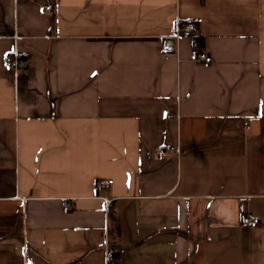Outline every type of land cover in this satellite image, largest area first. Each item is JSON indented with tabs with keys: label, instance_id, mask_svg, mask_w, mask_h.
<instances>
[{
	"label": "crops",
	"instance_id": "crops-1",
	"mask_svg": "<svg viewBox=\"0 0 264 264\" xmlns=\"http://www.w3.org/2000/svg\"><path fill=\"white\" fill-rule=\"evenodd\" d=\"M177 21L198 33L166 52ZM109 244L264 264V0H0V264H106Z\"/></svg>",
	"mask_w": 264,
	"mask_h": 264
},
{
	"label": "built area",
	"instance_id": "built-area-1",
	"mask_svg": "<svg viewBox=\"0 0 264 264\" xmlns=\"http://www.w3.org/2000/svg\"><path fill=\"white\" fill-rule=\"evenodd\" d=\"M198 33V28L195 23L188 22V23H181L177 21L173 28L171 29L170 35L168 36V41L165 42L163 46V50L166 52H173L175 53L178 51L177 44L183 38H191L194 37ZM191 61L195 62L198 61L203 64L204 67H209L212 64V57L207 54L206 52L198 55L197 53L192 54ZM7 66L11 67L15 70L20 69H27L28 64L25 61H22L18 55H14L12 59L7 62ZM111 183L107 182L105 185L109 186ZM104 186V185H102ZM241 206L240 212L243 215L241 227L248 228V227H255L260 225V219L257 216L250 215L246 209L247 199L242 198L240 199ZM108 245V241L106 243ZM118 262V254L116 250L109 244L106 247V264H117Z\"/></svg>",
	"mask_w": 264,
	"mask_h": 264
},
{
	"label": "trees",
	"instance_id": "trees-1",
	"mask_svg": "<svg viewBox=\"0 0 264 264\" xmlns=\"http://www.w3.org/2000/svg\"><path fill=\"white\" fill-rule=\"evenodd\" d=\"M190 22H192V21H190ZM187 23H188V22H187ZM193 23L197 24L196 21H193ZM197 43H199V40H197ZM202 52H204L202 49H200V51H195V53H202ZM111 216H113V218L115 219L114 216H116V215L112 212V213H111Z\"/></svg>",
	"mask_w": 264,
	"mask_h": 264
},
{
	"label": "bare ground",
	"instance_id": "bare-ground-1",
	"mask_svg": "<svg viewBox=\"0 0 264 264\" xmlns=\"http://www.w3.org/2000/svg\"><path fill=\"white\" fill-rule=\"evenodd\" d=\"M176 52H178V51H176ZM203 53H205V51L204 52H202V53H197L198 55H201V54H203ZM195 63H200V62H198V61H195ZM258 226H255V227H250V228H257ZM249 228V227H248Z\"/></svg>",
	"mask_w": 264,
	"mask_h": 264
}]
</instances>
